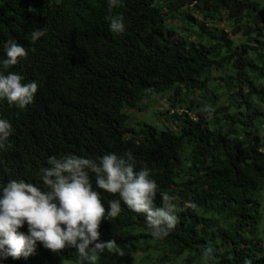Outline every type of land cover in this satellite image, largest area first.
<instances>
[{
  "label": "trees",
  "instance_id": "trees-1",
  "mask_svg": "<svg viewBox=\"0 0 264 264\" xmlns=\"http://www.w3.org/2000/svg\"><path fill=\"white\" fill-rule=\"evenodd\" d=\"M175 12L187 24L182 33L172 24ZM109 14L106 0H0V58L8 40L27 52L3 71L38 85L25 109L0 102V118L14 129L0 150V187L23 179L43 188L39 170L52 156L131 153L137 169H150L158 185L155 205L167 194L177 223L166 237L154 238L143 214L121 203L120 214L102 220L98 230L124 255L97 252L95 264H134L145 245L159 252L161 264L180 258L264 264V52L251 56L247 43L264 46L256 37H264V6L258 0H122L111 13L124 17L122 35L109 31ZM37 28L45 35L33 42ZM217 72L240 89L246 105V114L224 115L223 123L209 120L207 100L191 98L207 90ZM157 96L187 111L170 116L172 128L129 125L128 111ZM91 179L107 211L108 201L119 197ZM0 264L83 262L74 248L53 252L38 242L28 258Z\"/></svg>",
  "mask_w": 264,
  "mask_h": 264
},
{
  "label": "clouds",
  "instance_id": "clouds-1",
  "mask_svg": "<svg viewBox=\"0 0 264 264\" xmlns=\"http://www.w3.org/2000/svg\"><path fill=\"white\" fill-rule=\"evenodd\" d=\"M109 15L105 17L110 32H125L124 17L111 14L122 0H106ZM43 29L31 33L33 42L44 36ZM4 57L0 58V102L25 109L34 102L38 85L35 81L24 82L17 72L4 73L3 69L15 66L27 56L26 49L11 40L4 42ZM12 124L0 118V150L4 149L13 134ZM47 167L40 168L43 188L23 179L9 180L0 187V260L28 258L40 246L53 252L74 248L83 264H95L97 252L123 256L124 251L115 241L100 239L102 220L117 217L121 203L136 213L143 214L154 238L162 239L177 223L175 207L170 197L160 193L162 204L154 201L158 185L150 176V169H137L131 153L120 156L108 153L97 158H85L66 154L49 157ZM91 174V175H90ZM95 186L119 199L102 204ZM27 226V231L19 229ZM212 249L205 255L210 259ZM245 264H250L245 261Z\"/></svg>",
  "mask_w": 264,
  "mask_h": 264
},
{
  "label": "rangeland",
  "instance_id": "rangeland-1",
  "mask_svg": "<svg viewBox=\"0 0 264 264\" xmlns=\"http://www.w3.org/2000/svg\"><path fill=\"white\" fill-rule=\"evenodd\" d=\"M262 6H264V0H258ZM182 11H189L192 13L195 20L203 21L204 18L199 13H194L189 7L181 8ZM175 18H172V24L178 33H182L183 29L187 24L180 18L178 12L174 13ZM227 21L220 22V26H226ZM210 25V23H208ZM228 29V28H227ZM230 30V28H229ZM231 31V30H230ZM188 34V32H185ZM184 34V35H185ZM234 39H238L233 34L230 35ZM259 39H264V37L256 36ZM248 45L252 48L249 49L251 56H254L256 52H264V46L260 42L255 40L247 41ZM225 73L217 72L214 77L208 82V89L205 91H198L193 97L196 100H202L209 102L213 109L211 111V116L209 120H214V118L220 120L223 123L224 115H234L238 111L246 114V105L242 103V99L238 98L237 92L240 91L238 87H234L225 79ZM246 85V84H245ZM264 110V104L261 105ZM186 112L185 106L177 104L176 107H172L165 96H157L154 99L146 100L141 107L128 111L130 114L129 125L140 129L142 124L149 123L161 127L172 128L170 116L174 113L181 114ZM193 116V115H192ZM242 117V116H241ZM264 123V119H263ZM264 127V125H263ZM261 231V228H260ZM159 252L155 251L152 246L145 245L143 249L138 250L135 255L134 264H161L158 261ZM192 262H186L184 258H180L174 264H191ZM107 264H118L116 260L107 261ZM168 264V263H166ZM203 264V263H201Z\"/></svg>",
  "mask_w": 264,
  "mask_h": 264
}]
</instances>
